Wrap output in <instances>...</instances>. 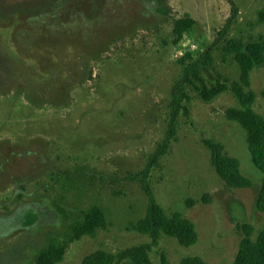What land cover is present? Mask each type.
<instances>
[{"label": "rangeland", "instance_id": "1", "mask_svg": "<svg viewBox=\"0 0 264 264\" xmlns=\"http://www.w3.org/2000/svg\"><path fill=\"white\" fill-rule=\"evenodd\" d=\"M236 15L223 37H219ZM264 0H0V264H36L49 245L62 246L59 264H80L102 251L116 255L147 244L131 227L144 218L147 199L131 177L144 169L164 140L178 60L206 51L210 84L240 77L230 40L264 38ZM194 25L173 44V22ZM246 92L264 118V67L253 69ZM188 115L150 173L155 202L167 217L179 214L198 234L183 248L161 236L149 264H232L243 235L264 229L255 210L262 174L253 166L245 133L227 121L238 108L230 93L201 102L188 88ZM210 140L239 162L249 189H227L203 145ZM204 197L209 199L206 203ZM92 207L107 228L68 242Z\"/></svg>", "mask_w": 264, "mask_h": 264}, {"label": "trees", "instance_id": "2", "mask_svg": "<svg viewBox=\"0 0 264 264\" xmlns=\"http://www.w3.org/2000/svg\"><path fill=\"white\" fill-rule=\"evenodd\" d=\"M236 15V9L231 7V18L227 21L219 37L228 30L231 19ZM264 23V11L259 15ZM194 22L189 17L173 22L171 36L176 45L182 37L193 27ZM223 52L232 56L240 69V77L230 86L224 81L207 83L202 77V70L211 62V54L206 51L201 57L193 59L189 53L182 55L178 60L182 67L181 78L172 86L170 93V111L164 140L157 147L155 153L149 158L144 169L131 177L137 181L147 199V207L144 218L131 227L137 233L149 238L147 244L138 245L126 249L116 255L97 251L81 261L80 264H149L148 254L158 246L160 237L173 238L183 248L196 245L198 234L194 225L183 219L179 214L167 217L161 207L155 202L150 188V173L157 160L165 154L168 144L176 134V122L181 113L188 115L184 104L189 101L187 89L190 88L197 98L209 104L224 93H230L238 104V108H229L225 111L227 121L242 128L246 137L247 150L253 166L262 174L261 186L255 200V210L264 214V118L255 113L253 105L255 95L244 89L250 86L249 74L253 69L264 67V38L254 41L242 42L230 40L223 46ZM210 153V164L215 174L229 190L249 189L251 183L242 176L239 162L223 154L221 145L210 140L203 141ZM204 202L209 199L204 197ZM107 228V222L103 211L98 207H92L82 215L80 223L73 227L69 233L68 242L79 240L82 237L94 238L98 231ZM243 238L239 243L232 264H264V229L261 230L255 241L251 240L253 227L249 224L239 226ZM65 249L62 246L49 245L36 259V264H59L64 257ZM180 264H205L197 257H189Z\"/></svg>", "mask_w": 264, "mask_h": 264}, {"label": "flooded vegetation", "instance_id": "3", "mask_svg": "<svg viewBox=\"0 0 264 264\" xmlns=\"http://www.w3.org/2000/svg\"><path fill=\"white\" fill-rule=\"evenodd\" d=\"M0 81H1V79H0Z\"/></svg>", "mask_w": 264, "mask_h": 264}]
</instances>
